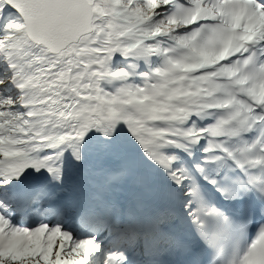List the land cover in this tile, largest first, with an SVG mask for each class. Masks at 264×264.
Instances as JSON below:
<instances>
[{
	"label": "snow or ice",
	"instance_id": "1",
	"mask_svg": "<svg viewBox=\"0 0 264 264\" xmlns=\"http://www.w3.org/2000/svg\"><path fill=\"white\" fill-rule=\"evenodd\" d=\"M0 264H264V0H0Z\"/></svg>",
	"mask_w": 264,
	"mask_h": 264
}]
</instances>
